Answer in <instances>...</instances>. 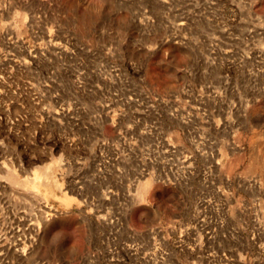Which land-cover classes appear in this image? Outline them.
<instances>
[{"label": "rangeland", "instance_id": "374dc122", "mask_svg": "<svg viewBox=\"0 0 264 264\" xmlns=\"http://www.w3.org/2000/svg\"><path fill=\"white\" fill-rule=\"evenodd\" d=\"M0 264H264V0H0Z\"/></svg>", "mask_w": 264, "mask_h": 264}, {"label": "bare ground", "instance_id": "6f19581e", "mask_svg": "<svg viewBox=\"0 0 264 264\" xmlns=\"http://www.w3.org/2000/svg\"><path fill=\"white\" fill-rule=\"evenodd\" d=\"M47 170H48V169H47ZM46 172H48V171H46ZM45 176H46V175H44V177H45ZM36 178H39V177L36 176V177L34 178L35 180L32 178L34 181L32 180L31 183H25V185H28V184H29V185L32 186L33 188H34V187H38V184H37L38 181L36 180ZM28 180H30V179L28 178ZM36 190H37V189H36ZM37 192H38V191H37ZM43 202H44V200H43ZM43 205H44V204H43ZM46 207H47V205H46ZM39 209H40V208H39ZM44 217H45V216H44ZM49 221H50V220H49L47 217H45V223L48 224Z\"/></svg>", "mask_w": 264, "mask_h": 264}]
</instances>
